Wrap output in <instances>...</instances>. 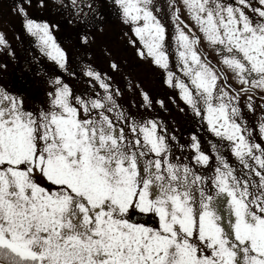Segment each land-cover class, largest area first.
Returning <instances> with one entry per match:
<instances>
[{
	"label": "snow or ice",
	"instance_id": "1",
	"mask_svg": "<svg viewBox=\"0 0 264 264\" xmlns=\"http://www.w3.org/2000/svg\"><path fill=\"white\" fill-rule=\"evenodd\" d=\"M109 2L138 56L160 69L192 116L227 144L211 143L213 163L192 134L184 155L166 124L137 115L152 109L150 94L130 79L125 89L113 88L114 77L87 60L79 74L69 72L92 82L87 94L56 76L46 100L28 108L22 96L0 88V264H264V143L254 135L264 141V0ZM57 5L85 25L79 44L86 51L95 40L89 25L99 19L96 0ZM32 6L13 0L8 11L68 72V54L52 26L32 17ZM182 10L222 67L198 52L200 38ZM0 51L15 59L3 31ZM109 68L120 71L115 60ZM134 88L141 97L136 113L120 103ZM246 112L258 127L249 126Z\"/></svg>",
	"mask_w": 264,
	"mask_h": 264
},
{
	"label": "rangeland",
	"instance_id": "2",
	"mask_svg": "<svg viewBox=\"0 0 264 264\" xmlns=\"http://www.w3.org/2000/svg\"><path fill=\"white\" fill-rule=\"evenodd\" d=\"M1 1L2 0H0V31L6 34L8 41L12 45L15 51V59L7 55L4 51H0V66L4 64L7 65L6 70L0 67V88H5L8 91L22 96L25 100V106L28 108L39 107L46 100V92L49 90V76H52V78L56 76L62 77L63 80L70 85L75 94H87L89 91L93 90L92 82L87 81L82 75H69V72L75 70V72L79 74L80 67L84 60H87L91 65L97 63L96 66L93 65L96 70L114 77L113 88L119 85L121 89H125L126 82L130 79L138 88H142L144 92L150 94L153 100L152 109L146 111L141 108L137 115L150 116L166 124L169 132L174 133L179 143L185 146L184 155L191 154L190 136L196 134L200 139L202 150L210 155L212 162L215 163V153L211 150V143H215L219 146L221 143L227 144V142H221L211 133L207 132L206 127L202 126L198 119L194 118L190 111L179 100L177 91L167 87L163 82L164 74L161 70L155 68L148 60L138 56L137 47L130 42L131 33L129 32L128 26L121 22L117 14L113 11L109 0H96V4L98 2H103L102 6L105 4V6L109 7L105 17L106 21L99 18L100 20L97 19L89 25L95 36V40L91 42L86 51L82 49L79 44L80 34L85 31L84 24L73 22L72 17L68 18V11L61 9L57 5V0H47V7H41L39 6V0H33V6L29 9L30 14L38 22H41L40 20L43 19L42 21H46L52 26V35L54 38L58 36L55 38L57 44L68 54L70 61L68 72L59 69L54 62L40 52L39 40L37 37L27 35L21 30V27H19V31L17 30V27L20 26V21L8 11V6L11 5L13 0H8L9 4L6 6H2L5 0H3L2 3ZM160 2H163V0H160ZM107 18H109L108 22ZM182 18L186 23H189L195 31L196 36L200 38L197 49L201 56L206 58L208 62H211L212 65L222 67V65L218 63L217 55L209 47L207 41L204 40L198 28L190 21L186 11L182 10ZM76 24L78 29L76 27L73 28ZM168 27V44L171 50L173 47V42L171 40V24H169ZM58 38H60L62 42L58 41ZM75 40L76 42H74ZM76 44H78V46ZM32 51L34 52L33 54ZM109 52L111 55L108 54ZM171 58L173 69L175 70L176 58L174 51L172 52ZM28 59H34L45 68L42 70L41 75L37 76V78H40V81L33 87L32 85H28V79H25L26 74L21 75L17 70V66L21 69L27 67L28 64L26 62ZM112 60H115L120 65L119 72H114L109 68V63ZM76 62H79L78 65H75ZM50 70H52V72ZM16 76H21L23 80L20 79L21 82L16 81ZM13 80L14 82H11ZM228 82L235 88L240 87L239 83L231 77ZM140 100L141 97L134 88L133 91H124L120 103L125 105V107L132 105V110L136 113L135 105H139ZM158 101H163V108L157 103ZM181 108H184V111H181ZM245 115L247 116L250 127H258L256 117L247 112ZM254 135L256 136V142L264 143V141H260L258 132H254ZM177 154L180 153L177 152ZM222 154L227 158L231 166L237 170L242 168V165L231 155L229 150H222Z\"/></svg>",
	"mask_w": 264,
	"mask_h": 264
},
{
	"label": "trees",
	"instance_id": "3",
	"mask_svg": "<svg viewBox=\"0 0 264 264\" xmlns=\"http://www.w3.org/2000/svg\"><path fill=\"white\" fill-rule=\"evenodd\" d=\"M3 1V0H2ZM2 1H1V3H2ZM10 1V0H9ZM9 1L8 0H5L4 1V3L2 4V6H6V5H8L9 4ZM13 2V1H12ZM98 3H99V6H98ZM97 3V9H98V16H99V18L101 19V20H105L106 21V15H107V12H108V7L109 6H105V4H103V6H102V3L103 2H98ZM105 6V7H104ZM69 15V13H67V16ZM109 16V15H108ZM107 16V17H108ZM68 18H70V15H69V17ZM112 18V17H111ZM99 19V20H100ZM108 19L109 18H107V22H108ZM43 19H41L40 21L41 22H44V21H42ZM77 23H79L78 21H77ZM19 27L20 26H18L17 27V30L19 31ZM77 28L78 26H77V24L76 25H74V27L73 28ZM78 29V28H77ZM14 30V29H13ZM58 36H56L55 38H57ZM58 41H60V42H62L61 40H60V38H58ZM66 42H68V41H66ZM74 42H76V40L74 41ZM74 44V43H73ZM75 45V44H74ZM77 46H78V44H76ZM34 52L32 51V54H33ZM33 62H32V61ZM28 59L27 60V64H28V66L27 67H25V68H23V69H21V68H19L18 66H17V70H18V73L19 74H21V75H25L26 74V76H25V79H28L27 81H28V85H32V87L33 86H36L37 84H38V82L40 81L39 79L40 78H37V76H39V75H41V72H42V70H44L45 68H44V66L41 64V63H39V62H37V61H35L34 59ZM19 62V61H18ZM18 62H17V64H18ZM78 63L79 62H76V64L75 65H78ZM97 64V63H96ZM96 64L95 63H93V65L94 66H96ZM53 67V66H52ZM52 70H53V68H52ZM52 70H50L51 72H52ZM34 76V77H33ZM16 81H20V79H22L21 78V76H16ZM52 78V76H49V80ZM7 80L9 81V79L7 78ZM14 80H15V76H14ZM14 80L13 81H11V82H14ZM23 80V79H22ZM21 82V81H20Z\"/></svg>",
	"mask_w": 264,
	"mask_h": 264
}]
</instances>
